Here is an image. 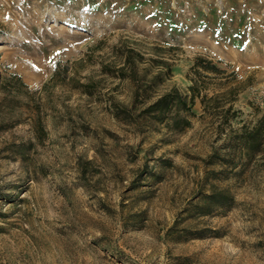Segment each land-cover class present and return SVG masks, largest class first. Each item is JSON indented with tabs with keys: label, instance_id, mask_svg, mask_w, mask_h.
<instances>
[{
	"label": "rangeland",
	"instance_id": "374dc122",
	"mask_svg": "<svg viewBox=\"0 0 264 264\" xmlns=\"http://www.w3.org/2000/svg\"><path fill=\"white\" fill-rule=\"evenodd\" d=\"M128 50L138 76L162 70L156 93L187 92L202 56L224 70L202 93L237 89L232 124L264 113V0H0V76L28 86L0 82V264H264V159L204 180L200 97L183 132L114 116ZM211 183L233 202L195 214Z\"/></svg>",
	"mask_w": 264,
	"mask_h": 264
},
{
	"label": "trees",
	"instance_id": "16d2710c",
	"mask_svg": "<svg viewBox=\"0 0 264 264\" xmlns=\"http://www.w3.org/2000/svg\"><path fill=\"white\" fill-rule=\"evenodd\" d=\"M133 50H128L123 56V62L118 65L115 74L118 77H128L134 84L131 101L128 105L108 96L106 101L111 113L121 120L142 128L149 125L162 126L170 132H183L191 124V117L195 116L192 106L196 97H200L203 111L215 120V139L210 151L201 158L204 165V180L209 178H223L234 173L240 174L251 164L264 159V113L255 114L251 121L232 124L237 117V110L232 102L236 97L237 89L229 86L225 90L214 92L211 95L202 93L206 88L203 80L211 72L218 76L224 70L217 66L211 59L197 56L192 65L190 84L187 92L177 87H171L162 93H156L155 87L164 79L162 70L155 72L149 78L137 75L136 60ZM140 56V55H139ZM104 72L112 73L113 70L106 64L102 67ZM208 76V75H207ZM2 85L10 84L16 91L26 89L28 86L17 73L9 77L0 76ZM75 87L82 93L94 95L96 85L94 81L75 82ZM35 129L41 138L45 130L41 120L35 119ZM212 164L221 165L219 168H207ZM202 203L193 204L195 214H208L214 208H224L233 202L232 195L224 187H217L211 183L207 192L203 194Z\"/></svg>",
	"mask_w": 264,
	"mask_h": 264
}]
</instances>
